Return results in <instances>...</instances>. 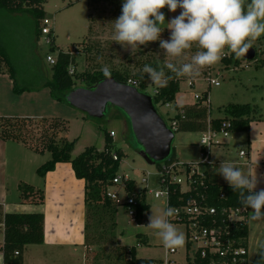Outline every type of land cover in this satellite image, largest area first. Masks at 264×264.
<instances>
[{"label":"rangeland","instance_id":"rangeland-1","mask_svg":"<svg viewBox=\"0 0 264 264\" xmlns=\"http://www.w3.org/2000/svg\"><path fill=\"white\" fill-rule=\"evenodd\" d=\"M90 8V0H48L44 3L46 19L51 22L50 27L54 31L56 46L64 53L76 55L77 74L84 73L91 66L101 69L104 66L111 68L120 65L128 67L133 75L139 71L143 63L149 60L163 64L171 62L179 66L190 62L191 57L198 50L194 45L191 50H187L181 57H169L165 55V50L160 48L159 40L131 49L128 45H121L113 41L114 22L107 15H103L98 19L97 33L90 37L88 31ZM167 9V7L161 9L165 18L167 17ZM171 16L173 19V14H170ZM0 39L4 42L8 53L18 68L19 86L35 88L42 85L46 80V71L51 76V66L46 62L47 55L50 53L49 47L45 43L44 37L38 41L36 40L32 19L26 16L10 18L1 14ZM161 39L169 40V37L162 31ZM253 45L257 48L256 59L253 61L243 60L240 66L230 67L229 69H225L220 61L214 66L200 69V75L195 78L184 77L186 80L180 83V90L176 95L175 103L169 107L156 106L158 114L166 124L169 127L171 126V119L177 115L176 106L183 107L192 102L195 103V94H202L211 85L208 78H202L203 76H201L207 70L211 74L214 72L212 80H218L221 83L220 87L211 85L209 94L210 118L225 117L228 104H253L260 96L262 97L263 77L257 70H260V66L264 62V35L261 36L260 40H256ZM85 48H88V50L90 48L94 49L88 53ZM225 54L229 55L227 51H225ZM88 55L92 56L91 61L87 59ZM193 79H195V85L191 87L190 82ZM77 85L84 87L83 83L80 82ZM155 87L152 82H149L143 92L152 96ZM51 99L49 90L41 92L34 98L28 96V99L21 100L19 110L13 111V114H18L14 116L22 118H60L65 120L69 128L66 137L70 141L77 140L73 156L81 154L86 148L90 147L103 151L106 147V134L115 131L117 135L113 138V145L115 149L124 153L119 173L127 175L135 182L137 192H145L146 202L150 206L148 215L141 222L133 221L125 210L119 209L116 217L117 226L109 234V238H106L108 240L105 244H107L103 246L105 250L101 247L100 250L94 248L85 257L78 251L71 258L67 257L66 251L65 255L60 257H67V259L61 261V263L56 261L55 264H91V262L92 264H126V252L132 248H135L138 258L165 259V247L162 240L154 230L146 226L149 223L148 217L152 215V212L154 215H159L162 210L166 209L167 199L165 197L156 198L155 194L152 193L161 190L158 164L150 165L141 157L140 147L133 136L125 114L120 109L109 106L103 118H92L66 103H54ZM204 104L207 105V103ZM4 112L9 111L5 108ZM201 137L202 133L197 131L175 133L173 148L175 149L176 161L182 164L202 162ZM9 145L13 146L17 143L10 142ZM231 151L236 154L239 153L238 148H232ZM40 157H43L40 159H43L44 164L50 160L48 153L43 156L40 155ZM236 159L233 155L234 162L238 161ZM20 164H23L22 159ZM35 165L36 163L32 161L28 167L22 166V170L25 172H22L21 177H19L24 180L21 181V184L24 182L32 184L31 178L37 177ZM144 179H147V182L144 183ZM8 188L11 199L12 195L14 197L16 194H14L15 187L12 182H9ZM188 189L189 187L184 184L183 190ZM119 191L122 192L121 189ZM121 195L124 196V192ZM261 221L260 227L264 232V219ZM253 222H258V220ZM173 224L178 231L184 234L186 243L185 224ZM1 238L2 235L0 234ZM260 238H264V234L259 233V239L255 241L253 248L250 250L252 259L249 264H257L260 259V245L264 244L263 241L260 242ZM176 250L177 253L169 256V259L176 264H186V245L184 244L182 248ZM88 257H90V262H87ZM55 258L57 257H50L49 259L54 260Z\"/></svg>","mask_w":264,"mask_h":264},{"label":"trees","instance_id":"trees-1","mask_svg":"<svg viewBox=\"0 0 264 264\" xmlns=\"http://www.w3.org/2000/svg\"><path fill=\"white\" fill-rule=\"evenodd\" d=\"M48 0H0V15L7 17L26 16L32 19L36 40L43 37L42 28L47 15L44 11V3ZM124 0H90L89 15V35L97 33L98 19L107 15L109 19H117L122 14V4ZM250 2V1H249ZM73 5V4H71ZM49 20V19H48ZM50 21V20H49ZM49 54L56 56V64L51 66V76L46 71V80L37 87L19 86L18 68L13 62L4 42L0 39V74H7L13 82V92L15 95H22L26 92H39L48 89L52 99L56 102L66 103V96L76 88L79 82L84 87H91L99 81L105 79L101 69L91 66L82 74H77L76 55L64 53L56 46L54 31L52 30ZM253 48H257L253 45ZM88 50V48H85ZM94 48H90L92 51ZM88 50V53L90 52ZM227 51V50H226ZM100 53L99 50H97ZM229 53V52H228ZM48 54V55H49ZM87 59L91 61L92 56ZM256 59V58H255ZM222 65L225 69L238 67L242 64V58H236L234 54L224 55ZM145 64L153 67L163 66L161 62L149 60L143 63L136 74L128 67H111V76L120 82H137L138 88L143 92L149 82H152L146 73L142 72ZM71 67L75 68L73 74L69 73ZM46 70V67H45ZM167 75L173 76L167 85L160 87L158 92L153 93L156 106H166L175 103L176 95L180 90V83L184 77L176 78L173 73L165 68ZM202 78H211V72L207 70L202 73ZM195 79L191 81L192 85ZM193 106H176L177 115L171 119L176 122L175 133L182 131L205 132L210 127L214 131H221L225 123L230 124L228 129L231 133H248L250 123L256 114V107L245 105H231L225 110L226 118L211 119L209 107L204 103L208 99L207 92L201 95ZM181 112L183 114L181 115ZM68 123L60 118H22V117H0V142H14L22 144L32 152L40 155L48 153L50 160L38 168L37 174L40 178H45L48 173L54 171L58 164L70 163L77 179L85 183V246L91 252L94 248L104 249L105 242L109 234L117 226L116 217L119 208L108 198V191L113 187V179L120 174L119 169L124 157L121 150L115 149L113 138L106 134V147L99 151L95 147L86 148L81 154L73 156L77 140L70 141L66 137L68 133ZM202 155L207 154L204 148ZM175 149L170 157L175 159ZM161 163L158 164L160 169ZM203 182V184H202ZM127 192L139 201L136 222H141L148 215L150 206L146 202L145 192H137L134 181L126 185ZM20 202L26 205L42 206L46 201V194L42 188L22 183L19 185ZM224 195V199H221ZM170 204L175 207L185 206L192 202L208 208L217 209V220L222 218L221 212L226 209H242L244 219L232 222L229 225L234 227V237L241 240V245L248 248V224L247 215L250 209L244 208L238 200V193L234 192L229 185L214 184L209 181L205 173L204 179H196L192 184V189L182 192L179 185L170 186ZM212 219H210L211 221ZM110 221V222H109ZM44 222L45 217L41 212L37 213H5L0 205V223L4 225L3 237V259L6 264H22L24 253L28 246L41 245L44 242ZM110 229V230H109ZM103 243V244H101ZM146 243V241H145ZM189 249V247H188ZM105 250V249H104ZM88 251V252H89ZM89 252V253H90ZM18 253V255H16ZM89 253L87 255H89ZM91 255V254H90ZM88 257L87 262H90ZM92 258V257H91ZM94 258H96L94 256ZM93 258V259H94ZM221 263L219 255L201 259L196 255L195 264H209L212 262ZM126 264H154L152 259H141L136 256L135 248L126 252ZM161 261H158L160 263ZM92 264V262H91ZM96 264V263H95Z\"/></svg>","mask_w":264,"mask_h":264},{"label":"clouds","instance_id":"clouds-1","mask_svg":"<svg viewBox=\"0 0 264 264\" xmlns=\"http://www.w3.org/2000/svg\"><path fill=\"white\" fill-rule=\"evenodd\" d=\"M165 7L172 12L180 8L182 12L166 24L165 15L161 12ZM121 11L122 14L113 21L112 37L121 45L135 49L159 40L165 55L173 58L181 57L194 45L198 49L190 62L179 66L171 62L157 67L145 64L142 72L156 86L155 92L173 79L166 74L165 68L176 78H195L200 75V69L219 63L226 50L236 58L245 57L253 43L264 35V0H124ZM164 25L171 30L169 40L161 39ZM101 71L105 78L111 79L109 67L104 66ZM141 122L151 126V114L146 113ZM201 143L207 145V138ZM218 169V173L238 193L239 203L251 209L250 219H264V189L254 191L258 181L230 162L223 161ZM174 215L172 207L162 210L159 215L152 212L146 225L156 232L163 246L169 250L182 248L185 244L184 234L170 220ZM260 249L257 264H264V244Z\"/></svg>","mask_w":264,"mask_h":264},{"label":"crops","instance_id":"crops-1","mask_svg":"<svg viewBox=\"0 0 264 264\" xmlns=\"http://www.w3.org/2000/svg\"><path fill=\"white\" fill-rule=\"evenodd\" d=\"M181 12L182 9L180 8H177L175 12L167 9L165 23L167 24L172 19L170 14L176 17L180 15ZM163 27H165L163 32L170 38L171 30L168 29L166 25ZM260 38L258 40H260ZM260 67V70L257 71H259L263 77L261 89L262 97L260 96L257 100L253 98L255 101L253 104H250L256 107L257 111L253 121L250 123L249 132L231 133L228 139H223L224 145L215 146L210 149L208 152L209 163L201 164L202 170L206 173L209 181L214 184L229 185L218 173V168L221 163L225 161L232 163L235 167L240 168L246 175H250L253 179L258 181L254 191L264 189V62ZM213 73L211 74V78L213 77ZM194 85L193 82V86ZM46 90L48 89L15 95L13 92V82L10 77L7 74H0V117H15L14 115L18 114H13V111L19 110V104L22 99H28V96L34 98V96L36 97ZM210 91L211 85L201 94L203 95L207 92L209 104ZM51 100L56 103L53 99ZM196 102L198 101L196 100ZM195 103L192 102L185 106H193ZM209 104L207 105L208 107L210 106ZM228 105L245 104L236 103ZM5 108H7L9 112H4ZM224 118H226V116L223 118L211 119ZM9 144L10 142H0V205L3 206L5 213L41 212L45 217L44 242L41 245L28 246L24 253V262L22 264H55L56 261L61 263V261L66 260L67 257L71 258L75 256L78 251L85 257L90 251L85 246L86 205L84 181L76 178L70 163L58 164L56 169L48 173L44 179L40 178L37 174V170L44 164L42 162L43 159H40L43 157H40L39 154L32 152L22 144L17 143V145L13 146ZM232 148H238L239 153H233V151H231ZM241 151H245L246 155L241 157ZM233 155L238 161L234 162ZM21 159L23 160L22 165L20 164ZM32 161L36 163L35 173L37 177L34 176L31 178V182L33 181L32 184L30 182L24 183L34 184L35 187L42 188L45 191L46 201L42 206L26 205L20 202L18 188L21 181L24 180L19 177H21L20 175H22V172H25L22 170V166L28 167ZM9 182L13 183L15 187L14 194L16 193L14 197L12 195L11 199L8 188ZM250 213L251 209L247 215L249 260L252 259L250 250L253 248L255 241L259 239V233L264 234L262 227H260L262 221L258 220V222L254 223L253 220L250 219ZM1 224L2 223H0V234L2 238L0 239V244L3 243L4 237V228ZM261 241L264 243V238H260V242ZM66 251L67 257L61 258L60 256L65 255L64 253ZM50 257L57 258L50 260ZM0 264H6L3 256H0Z\"/></svg>","mask_w":264,"mask_h":264},{"label":"built area","instance_id":"built-area-1","mask_svg":"<svg viewBox=\"0 0 264 264\" xmlns=\"http://www.w3.org/2000/svg\"><path fill=\"white\" fill-rule=\"evenodd\" d=\"M51 22L46 19L42 28V35L45 39V43L50 45L52 28ZM46 62L50 66L56 64V56L53 54L47 55ZM75 72V68L71 67L70 74ZM210 84L216 87L220 86V82L217 80L209 79ZM130 85L138 87L137 82H132ZM190 86L193 87L192 83ZM154 93H156L154 91ZM153 97V95H152ZM202 98L201 94H195V99L198 101ZM209 104L208 99L206 100ZM170 104L166 105L169 107ZM183 112H181V115ZM230 124L225 123L221 131H214L210 127L207 131L202 132L201 147L206 150L205 155H202L201 163H180L179 161H173L170 158L162 162L160 165V181L161 190L153 191L156 198L165 197L167 199L166 208L172 207L175 209V215L170 218L172 223L185 224L186 226V264H195L196 255H200L201 259H207L215 255H219L221 263L219 264H249V252L248 248L241 245V240L234 237V227L229 225L232 222L242 221L244 216L240 209H226L221 212L222 218L217 220L218 214L216 208H208L203 205H199L196 202H192L185 206L175 207L170 204V186L172 184L179 185L182 192H188L192 189V184L196 179H204L205 173L202 170L201 164L209 163L208 152L214 146L224 145L223 139L230 137L231 132L228 130ZM170 128L176 131V122H171ZM110 136L114 138L116 136L115 131L109 132ZM207 138V145L201 142ZM241 157L246 155L245 151L240 152ZM131 179L127 175L118 174L113 179V187L108 191V198H110L119 209H123L127 212L130 219L136 221L137 210L139 208V201L127 192L126 185ZM143 182H147L144 179ZM186 184L189 189L184 191L183 185ZM203 184V182H202ZM124 192V196L121 195ZM157 193H161L157 196ZM221 199H224V195H221ZM210 219H212L210 221ZM4 228V225L1 224ZM2 244H0V256H3ZM189 247V249H188ZM165 259L155 261L154 264H176L169 259V256L177 253V250H169L165 248ZM18 255V253H16ZM209 264H216L213 259Z\"/></svg>","mask_w":264,"mask_h":264},{"label":"water","instance_id":"water-1","mask_svg":"<svg viewBox=\"0 0 264 264\" xmlns=\"http://www.w3.org/2000/svg\"><path fill=\"white\" fill-rule=\"evenodd\" d=\"M252 47L245 61L256 58ZM68 105L88 114L92 118H103L109 106L120 109L128 120L133 136L140 147L141 157L150 165H156L169 159L173 152L175 132L158 114L154 98L129 83L103 79L91 87H79L66 96ZM151 114L152 125L141 122V117ZM155 129V131H154Z\"/></svg>","mask_w":264,"mask_h":264}]
</instances>
